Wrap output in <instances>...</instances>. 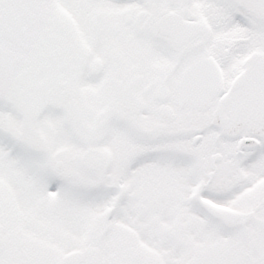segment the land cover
Returning a JSON list of instances; mask_svg holds the SVG:
<instances>
[{"label":"snow or ice","instance_id":"obj_1","mask_svg":"<svg viewBox=\"0 0 264 264\" xmlns=\"http://www.w3.org/2000/svg\"><path fill=\"white\" fill-rule=\"evenodd\" d=\"M0 264H264V0H0Z\"/></svg>","mask_w":264,"mask_h":264}]
</instances>
